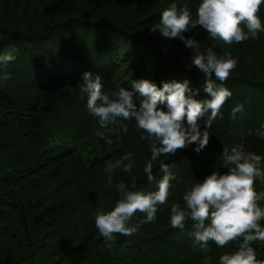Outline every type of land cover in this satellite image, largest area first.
Returning a JSON list of instances; mask_svg holds the SVG:
<instances>
[{"label": "trees", "instance_id": "16d2710c", "mask_svg": "<svg viewBox=\"0 0 264 264\" xmlns=\"http://www.w3.org/2000/svg\"><path fill=\"white\" fill-rule=\"evenodd\" d=\"M177 1L0 0V54L11 48L15 55L7 66L10 78L0 80V264H204L207 259L219 264L220 255L238 250L240 240L224 248L212 241L201 247L190 234L191 221L183 230L172 228L171 205L184 206L182 195L194 179L227 171L219 159L224 147L231 150L244 140L245 152L264 157V136L257 135L264 132V32L231 45L204 35V52L209 47L218 55L231 52L237 61L224 83L232 96L221 109L223 119L218 116L207 129L208 145L199 153L192 144L173 156L158 157L152 161L151 182L144 166L151 159L152 141L141 139L146 134L134 120L115 124L117 145L107 153L95 151L84 159L79 149L64 144L41 148L51 136L77 140L89 132L94 116L87 94L80 92L85 72L99 75L105 92L131 90V81L141 78L159 87L187 79L199 90L197 99H210L205 74L192 66L193 50L180 39L165 45V37L152 31L162 11ZM259 15L264 25V4ZM203 30L196 26L185 37L199 42ZM237 105L244 110L233 118ZM31 143L41 149L30 156L23 150ZM126 148L140 153L131 172L123 166L106 172V163L115 162ZM164 163L176 179L156 220L140 223L144 216L136 213L130 224H139L138 231L131 237L117 234L109 247L95 226V213L114 208L121 182L134 191L157 190ZM93 170L101 172V182L92 179ZM255 187L264 190L259 180ZM251 246L257 259L264 260V243Z\"/></svg>", "mask_w": 264, "mask_h": 264}, {"label": "clouds", "instance_id": "9594fccd", "mask_svg": "<svg viewBox=\"0 0 264 264\" xmlns=\"http://www.w3.org/2000/svg\"><path fill=\"white\" fill-rule=\"evenodd\" d=\"M262 4L264 0H201L193 19L187 5L178 7L173 2L162 11L159 24L152 27L153 32L159 31L169 39L179 38L193 50L192 66L205 74L204 91L210 99H197L199 90L191 87L187 79L162 82L159 87L152 80L141 78L131 81V90L120 87L105 92L99 75L83 74L80 92L87 94V108L97 118L100 128L134 120L137 130L146 134L141 139L152 141L151 159L146 160L144 166L149 182L154 179L152 161L158 157L173 156L192 144L197 145L194 150L199 153L208 145L210 133L207 129L218 116L223 119L221 109L232 96L224 86L237 64L231 52L218 55L211 47L201 52L200 43L184 34L201 26L212 39L218 38L228 45L256 39L264 32L259 15ZM13 53L14 49L10 48L0 54V80L10 78L7 66L15 60ZM161 105L166 106V110ZM243 110V105L234 107L233 118ZM202 119L203 130L199 123ZM120 127L128 131L125 124L121 123ZM99 135L107 139L103 133ZM257 135L264 136V132ZM107 142L112 143L110 139ZM132 155L127 153L115 162L108 161L106 172L112 173L121 166L124 172H131L134 167ZM219 159L227 171L223 174L213 171L202 181L188 185L182 195L184 206L171 205L170 225L183 230L191 221L190 234L201 247H207L209 241L220 248L233 241H242L238 250L220 255L219 264H264V260L257 259L251 246L255 242L264 243V207H261L264 190L257 191L255 187L257 180L264 184V157L233 146L231 150L224 147ZM160 170L163 176L157 190L134 191L121 182L116 185L120 198L114 208L108 212L101 208L95 213V226L109 247L117 234L131 237L138 231L139 224H130L136 213L144 214L140 223L156 220L158 206L167 203L171 182L176 179L169 164H161ZM107 183L112 184L111 175ZM131 188L135 189L136 185L132 184Z\"/></svg>", "mask_w": 264, "mask_h": 264}, {"label": "rangeland", "instance_id": "374dc122", "mask_svg": "<svg viewBox=\"0 0 264 264\" xmlns=\"http://www.w3.org/2000/svg\"><path fill=\"white\" fill-rule=\"evenodd\" d=\"M200 3H201V0H178L176 2L178 7H182V6L187 5L190 8L191 12L194 13V15H195V13H196L195 11L197 10ZM193 18L195 19V16ZM201 32H202V34H201L202 36H200V38H199L200 45L204 42V35H206L205 30H203ZM189 33L190 32L188 31L184 35L186 36ZM191 33H193V29H192ZM177 40H179V38H175V39L165 38L164 42H165V45H171V44L173 45ZM200 50H201V52H204V46H202L200 48ZM191 53L193 54V51ZM239 63H240V61L238 62V65H239ZM118 132L119 131H118L116 125H109L108 128H106V129L100 128L97 118L94 117L91 124H90L89 132L83 138L77 139V140H70V139L67 140L64 137H60L57 135L51 136L49 140H47L45 143H42L41 148H44V147L52 145V144H64L65 146H70V147H74L76 149H79L81 156L84 159H87L90 157L91 154H95V151H97L96 153H101L100 150L105 149L104 153H107V151L112 147L113 144L117 145L115 137L117 136ZM99 133H103L107 139L101 138ZM108 139H110L112 141L111 144H109L107 142ZM237 147H239L243 151H245L244 150V140H241ZM41 148H39L38 143H31V144H27L26 146H24L23 152L26 153L27 155L31 156V155H34L35 153H37V150H39ZM127 153H132L133 154L132 155L133 161L135 162V164L138 163L140 153L137 149H134V148H126L120 154L117 155L116 159L117 160L120 159L124 154H127ZM204 156L205 155H201L202 158ZM203 160L205 161V159H203ZM124 163L126 164L127 161H125ZM92 179L94 181H100L101 182V179H102L101 172H98V170H93ZM193 181L194 182L193 183L191 182V184H195L197 182L195 179ZM143 216H144V214H143ZM204 264H210V261L207 259L204 261Z\"/></svg>", "mask_w": 264, "mask_h": 264}]
</instances>
